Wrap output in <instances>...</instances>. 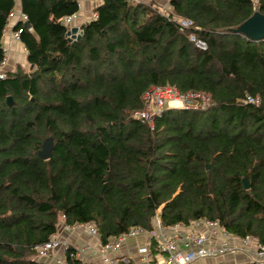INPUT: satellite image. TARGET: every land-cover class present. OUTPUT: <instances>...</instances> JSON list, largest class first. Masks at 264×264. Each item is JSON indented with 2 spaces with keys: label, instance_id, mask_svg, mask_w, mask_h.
Segmentation results:
<instances>
[{
  "label": "trees",
  "instance_id": "16d2710c",
  "mask_svg": "<svg viewBox=\"0 0 264 264\" xmlns=\"http://www.w3.org/2000/svg\"><path fill=\"white\" fill-rule=\"evenodd\" d=\"M18 1L30 68L0 78V264H48L36 246L61 222H93L106 242L151 229L159 210L166 225L217 220L264 243V39L235 32L264 14V0H168L169 15L97 0L75 42L64 17L80 12L78 0H0V65ZM168 86L210 103L167 107L153 126L135 118L152 87Z\"/></svg>",
  "mask_w": 264,
  "mask_h": 264
},
{
  "label": "built area",
  "instance_id": "2783aa9c",
  "mask_svg": "<svg viewBox=\"0 0 264 264\" xmlns=\"http://www.w3.org/2000/svg\"><path fill=\"white\" fill-rule=\"evenodd\" d=\"M18 16L19 20H27V16L21 11ZM76 18L77 14L64 17L69 29ZM178 22L183 27L192 24L185 19ZM22 31L21 28L14 30L12 39L21 42ZM191 40L197 47L207 49L206 42L195 35H191ZM4 50L7 56L0 65L1 79L6 78L8 71L10 44L7 42H4ZM144 100L145 108L137 111L134 116L150 126H153L155 115L161 114L167 107L206 108L210 103L209 97L203 92L184 95L170 86L152 87L145 94ZM260 101V97H247V102L256 105ZM159 212L153 219L151 229L131 227L106 242L101 241L93 222H62L47 242L36 246L37 259L56 260L58 264H74L75 261L82 264H230L225 260L227 256L236 258L242 254L247 257L245 264H264V243L253 237L240 238L217 220L199 219L190 224L166 225ZM63 232L86 233L91 241L74 243ZM58 252L61 253L59 257Z\"/></svg>",
  "mask_w": 264,
  "mask_h": 264
},
{
  "label": "crops",
  "instance_id": "0c3cea01",
  "mask_svg": "<svg viewBox=\"0 0 264 264\" xmlns=\"http://www.w3.org/2000/svg\"><path fill=\"white\" fill-rule=\"evenodd\" d=\"M80 3V12L77 13V18L74 20L73 25L79 26L80 29H82V25L85 22H88L92 20L95 17L94 7L96 4L93 3L94 0H78ZM96 3H98L97 0H95ZM21 11L20 1L17 3L16 9L13 11V15L10 17V21L4 31V42H7L10 44V51L8 54L9 61L7 70H14L15 64H27L26 60V51L21 42L14 41L12 39V32L15 30V25L19 20V14ZM62 223V222H61ZM63 235L66 237H69L72 242L74 243H84L91 241V237L87 235L86 233H76V234H70L67 232H63ZM61 255L60 252L57 253V256L59 257ZM43 262H46L48 264H58L56 260H42ZM225 260L230 263H238V264H245L247 262V257L244 255H239L236 258L227 256Z\"/></svg>",
  "mask_w": 264,
  "mask_h": 264
},
{
  "label": "water",
  "instance_id": "95a60500",
  "mask_svg": "<svg viewBox=\"0 0 264 264\" xmlns=\"http://www.w3.org/2000/svg\"><path fill=\"white\" fill-rule=\"evenodd\" d=\"M28 26L29 23L27 22ZM235 32L240 33L252 40H262L264 39V14L260 12H255L248 19H246L241 25H239ZM83 35V30L79 26L70 25V29L67 31V40L70 42H75L79 40ZM13 99L11 96H8V104L11 105ZM54 150V142L52 137L46 138L41 148L38 151V155L43 159H49ZM210 165H208V168ZM243 185L246 189L250 187L249 176L246 175L243 180Z\"/></svg>",
  "mask_w": 264,
  "mask_h": 264
},
{
  "label": "rangeland",
  "instance_id": "374dc122",
  "mask_svg": "<svg viewBox=\"0 0 264 264\" xmlns=\"http://www.w3.org/2000/svg\"><path fill=\"white\" fill-rule=\"evenodd\" d=\"M135 1H137V0H135ZM138 1H143L145 3L151 4L154 8H156L162 14H165V15H169L172 12V7H171L170 2L168 0H138ZM93 3L96 4V1L94 0ZM174 18L177 20H182L178 17H175V15H174ZM17 68H18V64L16 63L15 67L13 69L15 70ZM29 68H30V65L25 64L24 69L29 70Z\"/></svg>",
  "mask_w": 264,
  "mask_h": 264
}]
</instances>
